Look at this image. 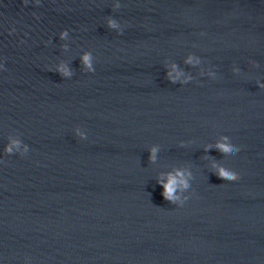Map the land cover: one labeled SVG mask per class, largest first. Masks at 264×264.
Listing matches in <instances>:
<instances>
[{
  "label": "water",
  "instance_id": "obj_1",
  "mask_svg": "<svg viewBox=\"0 0 264 264\" xmlns=\"http://www.w3.org/2000/svg\"><path fill=\"white\" fill-rule=\"evenodd\" d=\"M0 264H264V0H0Z\"/></svg>",
  "mask_w": 264,
  "mask_h": 264
},
{
  "label": "clouds",
  "instance_id": "obj_2",
  "mask_svg": "<svg viewBox=\"0 0 264 264\" xmlns=\"http://www.w3.org/2000/svg\"><path fill=\"white\" fill-rule=\"evenodd\" d=\"M225 151H228L229 149L227 147L224 148ZM227 175V174H225ZM233 179H235L236 177H232ZM168 192H171L172 191V188H171V185L168 186V189H167Z\"/></svg>",
  "mask_w": 264,
  "mask_h": 264
}]
</instances>
